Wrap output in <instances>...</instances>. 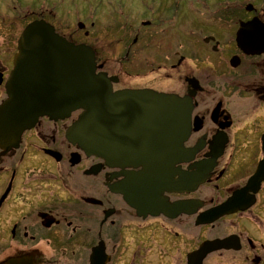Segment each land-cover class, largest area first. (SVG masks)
Masks as SVG:
<instances>
[{
	"label": "flooded vegetation",
	"instance_id": "obj_1",
	"mask_svg": "<svg viewBox=\"0 0 264 264\" xmlns=\"http://www.w3.org/2000/svg\"><path fill=\"white\" fill-rule=\"evenodd\" d=\"M243 2L188 0L180 18L174 6L163 18L158 0H137L130 8L152 21L138 26L124 14L126 35L111 40L128 8L94 2V16L110 11L99 29L106 39L96 33L89 45L96 72L127 94L108 105L106 159L68 138L82 111L40 118L18 146L0 142V264H264V49L238 41L249 22L243 38L254 46L264 37L254 31L264 8ZM177 18L181 34L164 49L158 27ZM8 38L0 39V103L18 51ZM158 92L192 100L181 152L173 128H158ZM203 244L212 249L200 260Z\"/></svg>",
	"mask_w": 264,
	"mask_h": 264
},
{
	"label": "water",
	"instance_id": "obj_2",
	"mask_svg": "<svg viewBox=\"0 0 264 264\" xmlns=\"http://www.w3.org/2000/svg\"><path fill=\"white\" fill-rule=\"evenodd\" d=\"M254 23L242 24L238 32L239 44L246 51L264 49V37L252 46L242 36L244 31H251ZM259 23L254 31L264 35V23ZM78 27L84 29L85 25L79 23ZM14 64L7 82V98L0 103L2 148L18 146L23 133L40 118L66 119L81 110L79 120L67 132L68 138L79 142L86 153L106 159L107 116L113 111L108 105L124 103L127 94L114 92L107 74L96 73L94 50L89 45L68 41L46 20H34L19 37ZM155 103H158V128H173L178 137L174 145L181 152L190 134L191 98L158 92ZM171 105L175 106L173 113ZM226 209V205L217 208L216 216ZM210 249L203 244L194 257L202 260ZM7 264H31V261L22 258Z\"/></svg>",
	"mask_w": 264,
	"mask_h": 264
},
{
	"label": "rangeland",
	"instance_id": "obj_3",
	"mask_svg": "<svg viewBox=\"0 0 264 264\" xmlns=\"http://www.w3.org/2000/svg\"><path fill=\"white\" fill-rule=\"evenodd\" d=\"M98 1H102V4L106 5L109 0H0V39H2L4 36L5 39L7 36H11V38L8 39H19L21 32L27 23H29L33 18H36V13L45 11L44 18L56 26L58 31L63 36L68 37L77 43H85L90 45V43L94 42V35L96 33L99 34V29H101L105 23L109 22L110 19V11L106 10L105 7L98 10L95 16L92 14V5H94V2ZM208 1L211 3L212 7L214 6V3H220L221 6L229 7L232 5L227 4L234 2V0ZM243 1V4H245L249 0ZM250 1L254 3L256 8H264V0ZM123 3L125 7L128 8L127 12L123 10L122 14H118V16H120L119 20L121 21V25H117V28H114V31L118 29H120V31L114 33L113 29H111V31H109L111 34L109 36L110 40L114 38L117 39L119 35L125 37L126 32L122 29V24H124L123 18L125 15H128L131 17L130 19L135 20L134 24L138 26L142 21H146V23L147 21H152L151 13L143 14V9L138 11L136 9L132 10L130 8L132 3L137 4V0H123ZM172 6L178 9L177 11L179 13V18L186 9H189L188 0H158V8L164 7V9H166L165 11L167 12L161 13L160 17H170L172 13L171 9L173 8ZM29 12H34V14L31 15ZM113 16L114 17H112L111 22L116 23V16ZM78 22H83L86 25L84 30H80L78 28ZM93 22L96 23L95 27L92 26ZM177 22L178 18L174 22L175 25L164 24L162 27H158V43H162L164 49L167 45H174L178 40V35L181 34L182 27L180 25V21L179 25H177ZM10 24L14 26L13 29H10ZM153 29L155 30L154 25L148 30L152 31ZM160 31L162 32L161 36L159 35ZM86 32H88V35H86ZM99 36L102 40L106 39L105 33L101 35L99 34ZM128 39H132L131 34ZM161 84L164 83L162 80H159L158 77V85Z\"/></svg>",
	"mask_w": 264,
	"mask_h": 264
}]
</instances>
